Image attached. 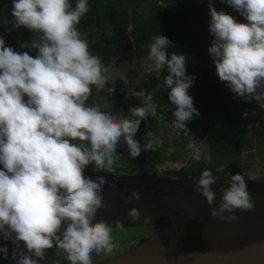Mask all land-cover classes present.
Wrapping results in <instances>:
<instances>
[{
  "label": "clouds",
  "instance_id": "1",
  "mask_svg": "<svg viewBox=\"0 0 264 264\" xmlns=\"http://www.w3.org/2000/svg\"><path fill=\"white\" fill-rule=\"evenodd\" d=\"M221 2L246 23L217 11L208 0L212 40L207 51L216 74L237 97L264 100V0ZM88 10V0H76L75 7L70 0H12L13 19H0V24H11L9 31L24 27L36 34L21 44V48L35 49L34 57L6 46L0 36V237L14 245L16 264H38L46 259V250L54 247L66 254L69 264H94V253L112 254L117 248L113 228L103 220L93 222L97 211L105 207L101 193L109 182L102 175L86 177L84 170L93 165L94 171L113 172L121 140L133 159L142 150L163 147V140L150 131L143 146L134 139L141 120L157 116L158 105L146 90L133 92L141 106L131 107L123 117L88 104L93 86L106 89L109 95L115 91L105 88L108 68L90 51L77 28ZM169 45L167 37L155 36L147 45L148 59L157 70L167 68L169 73L163 80L168 100L175 105L172 126L194 140L186 125L194 114L199 115L188 94L195 77L186 74L185 55L169 54ZM120 79L129 83L124 73ZM187 147L193 149V159L200 161L195 145L190 142ZM211 159L209 154L205 162ZM224 171V165L216 168V172ZM217 181L210 169H204L195 181V191L205 198L212 218L234 222L237 210L254 209L240 173L228 174L229 186L220 189L219 204L211 207L216 202L211 186ZM139 199L140 193L132 191L125 204ZM127 215L140 219L135 207ZM150 219L144 217L145 224ZM20 242L26 252L17 253ZM7 251L0 247L4 258Z\"/></svg>",
  "mask_w": 264,
  "mask_h": 264
},
{
  "label": "trees",
  "instance_id": "2",
  "mask_svg": "<svg viewBox=\"0 0 264 264\" xmlns=\"http://www.w3.org/2000/svg\"><path fill=\"white\" fill-rule=\"evenodd\" d=\"M143 0H88V12L77 25L78 30L90 40V51L101 58L108 67L119 61H140L149 54L147 47L157 35L169 39L167 51L169 54H183L186 57V74L194 76L188 94L193 98V106L199 115H193L187 128L193 135L199 134L200 140L207 148V153L201 156L200 161L192 160L187 167L170 173L174 178L200 175L204 169H210L218 181H227L228 174L242 175V156L254 150V141L246 129V120L243 113L254 111L256 106L252 101H245L237 97L216 74L215 66L207 51L212 37L208 30L210 13L208 0H154L152 4L141 12ZM75 7L76 0H70ZM217 11L227 12L238 22L246 21L221 0H212ZM12 0H0V19L11 21ZM11 24H0V36H3L5 45L17 52L27 51L33 57L35 49L21 48V44L30 42L35 33L24 27L7 30ZM169 73L167 68L158 70L157 75H149L147 80H141L146 93L152 95L153 103L157 104V116L147 118L144 130L135 134L141 146L139 134L146 138L148 131L160 137L163 126H172V115L175 105L168 100V89L163 78ZM108 88V87H105ZM98 96L107 101H117V92L108 94L107 90L93 91L88 102L96 101ZM264 124V118L260 125ZM264 130L262 129V132ZM261 138V137H260ZM264 141V138H261ZM146 142V140H145ZM127 148L126 144L123 142ZM145 144V143H144ZM141 151L135 161L117 159L113 173H152L155 165L160 164L165 153V144L155 151ZM211 154V161L205 158ZM224 165V172H216V168ZM93 165L86 169L93 170ZM106 172L107 170H100ZM108 172V171H107ZM260 178L256 181H262ZM146 228H141L143 231ZM115 231H123L116 229Z\"/></svg>",
  "mask_w": 264,
  "mask_h": 264
},
{
  "label": "water",
  "instance_id": "3",
  "mask_svg": "<svg viewBox=\"0 0 264 264\" xmlns=\"http://www.w3.org/2000/svg\"><path fill=\"white\" fill-rule=\"evenodd\" d=\"M124 152L117 149V154ZM84 175L93 179L102 175L109 182L101 193L105 207L97 211L93 222L103 220L113 230L151 228L162 234L160 241L153 233L151 241L146 239L123 254L96 260L94 264H264V180H245L255 207L249 212L237 210L238 219L226 222L212 218L205 198L195 191L199 175L117 176L119 173L88 169ZM228 186L226 181L211 186L216 192V202L211 207L218 206L220 189ZM132 191L139 192L140 199L125 204ZM133 207L140 212V219L132 220L127 215ZM144 217L151 218L149 224H145ZM116 221L120 224L116 225Z\"/></svg>",
  "mask_w": 264,
  "mask_h": 264
},
{
  "label": "rangeland",
  "instance_id": "4",
  "mask_svg": "<svg viewBox=\"0 0 264 264\" xmlns=\"http://www.w3.org/2000/svg\"><path fill=\"white\" fill-rule=\"evenodd\" d=\"M154 0H143L141 4V12H145L146 9L152 4ZM243 18V17H242ZM244 19V18H243ZM86 38V35H84ZM89 46L90 40L86 38ZM108 71L105 73L109 77V84H119L121 82V73L127 74L128 80L144 78L145 74H155L157 75L158 70L154 67V61L149 60L148 56L140 61H120L117 63H112L108 67ZM130 87L127 89L129 90ZM137 98V97H136ZM96 104L100 107L102 111L112 112V103L98 96H95ZM139 99V98H138ZM137 100V99H136ZM252 104L256 106L255 110L248 111L247 123L250 129V135L254 141V150L248 153H244L242 156V176L245 180L256 181L260 178H264V124L260 125V121L264 118V100L252 101ZM125 115L121 114L119 117ZM144 133V132H143ZM143 133L139 134L141 138V144L144 145L146 138ZM160 137H162L165 144V153L163 154V161L155 165L152 172L158 176L172 177L171 172L176 171L180 168L189 166L190 162L193 160V149H189L187 145L191 142L195 145V148L200 151L201 156L207 153V148L200 140L199 134L193 135L194 140H190L181 130L174 128L173 126H163L160 130ZM191 134V133H190ZM192 135V134H191ZM261 137V138H260ZM171 148L172 151L169 152L168 149ZM145 156V152L142 153ZM122 160L127 159L129 156L122 155ZM131 158V157H130ZM141 228H128L123 229V231L112 232V237L114 242L117 244V248L110 255H120L130 250L131 247L138 246L142 244L149 236L155 231L151 228H146L143 231H139ZM157 241L162 239V234L155 233ZM56 250V248H53ZM52 251L46 250L45 256ZM102 254V253H101ZM105 255V254H103ZM62 256L65 257L66 254L62 252ZM97 254H93L96 257ZM5 264H16V260L12 257L5 261ZM39 261L38 264H41ZM69 264V262L67 263Z\"/></svg>",
  "mask_w": 264,
  "mask_h": 264
},
{
  "label": "flooded vegetation",
  "instance_id": "5",
  "mask_svg": "<svg viewBox=\"0 0 264 264\" xmlns=\"http://www.w3.org/2000/svg\"><path fill=\"white\" fill-rule=\"evenodd\" d=\"M132 60V59H131ZM130 61V60H129ZM120 62V61H119ZM127 75V74H126ZM149 75L151 74H145L144 78H140V79H129V83L127 85H125L123 83V81L121 80V82L117 85L115 84H109L107 83L105 87H113L115 89V91L117 92V101H109L110 103H112V113L115 114L117 117H119L121 114L127 116L129 109L131 107H139L141 106V102L140 99L134 97L132 94L134 91H140L141 89L145 90V87L143 85V83L141 82V80H147L149 78ZM128 76V75H127ZM128 79V77H126ZM128 87L129 90L127 89ZM137 99V100H136ZM88 104H96V101H91L90 103L88 102ZM97 105V104H96ZM147 119L146 120H141V123L139 125V130H144L145 127L147 126ZM117 149H124L126 152L118 154L119 158L121 159V157H123L122 155H128V150L127 148L124 146L123 144V140H121V144ZM129 156V155H128ZM128 160L131 161H135V159L128 157ZM107 172V171H106ZM113 173V172H111ZM116 229L112 230V232H115ZM118 230V229H117ZM0 247H5L7 248V257L10 258L12 257V252H13V248L14 245L12 244V242L10 240H4L2 237H0ZM50 251H52L51 253H48L46 255V259L42 261L41 264H67L68 261L66 259V256L63 257L62 256V252H58V250H54L49 249ZM20 251H25L26 249L24 248L23 242H20V248L17 249V253H19ZM113 255H103V253L98 254L96 257H93V260H102L108 257H111ZM8 258H4V254L0 253V264H5Z\"/></svg>",
  "mask_w": 264,
  "mask_h": 264
},
{
  "label": "built area",
  "instance_id": "6",
  "mask_svg": "<svg viewBox=\"0 0 264 264\" xmlns=\"http://www.w3.org/2000/svg\"><path fill=\"white\" fill-rule=\"evenodd\" d=\"M243 116H244V119L246 120V129L248 130V131H250V129L252 128H250L249 129V126H248V123H247V118H248V116H250L249 114H248V111H246L245 113H243Z\"/></svg>",
  "mask_w": 264,
  "mask_h": 264
},
{
  "label": "bare ground",
  "instance_id": "7",
  "mask_svg": "<svg viewBox=\"0 0 264 264\" xmlns=\"http://www.w3.org/2000/svg\"><path fill=\"white\" fill-rule=\"evenodd\" d=\"M152 238H153V235L151 234L148 239L151 241Z\"/></svg>",
  "mask_w": 264,
  "mask_h": 264
}]
</instances>
